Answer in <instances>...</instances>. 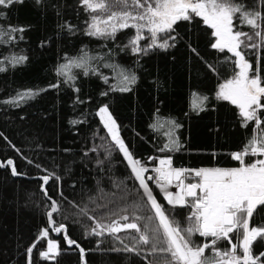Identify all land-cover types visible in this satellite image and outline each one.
<instances>
[{
	"label": "trees",
	"instance_id": "obj_1",
	"mask_svg": "<svg viewBox=\"0 0 264 264\" xmlns=\"http://www.w3.org/2000/svg\"><path fill=\"white\" fill-rule=\"evenodd\" d=\"M237 2L261 9L259 0ZM0 13V28L5 32L25 29L12 33L15 39L11 43H0V60L4 61L0 66L6 69L0 72V164L5 165L0 167V264H29L27 250L33 245L31 264H164L160 254L150 251V245L137 243L133 237L139 233L135 230L112 234L97 227L113 221L133 222L134 216L142 217L135 221L141 227L152 229L158 224L144 190L98 111L104 106L110 110L132 157L148 167L145 178L154 177L152 169L159 165L158 159L149 158L166 156H171L173 167L188 170L239 167L231 154L243 149L253 125L242 126L238 107L216 95L219 85L239 70L227 60L232 55L212 48L216 39L213 29L199 17L174 25L175 30L167 34L175 37L169 39L170 47H154L144 54L125 47L135 35L132 28L117 32L115 39L87 35L92 13L81 0H21L0 5ZM234 25L238 31L253 33L238 20ZM149 43L143 40L140 46ZM246 43L260 45V40L254 37ZM243 51L253 68L259 58L264 76V46ZM84 52L102 58L88 60V75L75 67L65 70V75L57 74V67L67 63V58ZM13 55L27 59L13 66L5 59ZM120 69L135 73L136 82L128 85L129 91L113 88ZM72 74L75 80L69 79ZM55 84L59 86L50 87ZM28 89L39 94L19 106L2 102ZM193 93L207 97L195 110L193 102H198V97ZM168 120L179 125L174 136L180 147L160 152L168 142L165 133L172 130ZM157 123L163 126L151 127ZM260 158L246 156L245 163ZM9 159L16 175L7 165ZM49 174L54 175L45 183L43 177ZM148 184L166 214L187 227L191 209H173L154 181ZM53 201L58 211L52 213L51 226L48 213ZM122 216L129 220H121ZM61 224L64 228L55 232L54 227ZM250 226H264V206L256 209ZM94 228L103 234H94ZM45 229L49 235L41 237ZM67 239L76 244H67ZM191 239L200 245L206 238L197 233ZM49 240L58 244V254L56 250L49 254L51 258L42 257ZM125 247H136L140 254L114 250ZM217 247L224 250L230 245L220 241ZM252 252L254 256L264 253V242L254 243Z\"/></svg>",
	"mask_w": 264,
	"mask_h": 264
},
{
	"label": "snow or ice",
	"instance_id": "obj_2",
	"mask_svg": "<svg viewBox=\"0 0 264 264\" xmlns=\"http://www.w3.org/2000/svg\"><path fill=\"white\" fill-rule=\"evenodd\" d=\"M14 2H21V0H0V5L7 6ZM81 3L87 11L92 13L91 22L86 30L87 35L115 39L117 32L132 28L135 30V35L129 39L128 45L125 47L130 46L134 53L147 54L154 47L163 49L170 47L168 41L169 39L174 40L175 37L167 34L175 30L174 25L177 22L191 21L195 17L201 18L205 25L214 30L212 35L216 39L211 45L212 48L232 53V56L227 57V60L231 61L234 69H239L238 71L234 70L232 77L219 85L216 93L217 98L229 101L238 107L239 115L243 118L242 126L247 127L250 122L253 125V134L243 149L231 154L233 159L240 162L239 167L188 170L173 167L171 156H166L164 158H149L158 159L159 165L152 169L156 174L154 177L145 178L144 174L149 171L148 167L132 157L119 136L116 122L108 113L107 106L101 107L99 109L101 119L111 134V139L127 159L135 179L139 181L140 187L144 190L147 203H150L158 224L152 229H149L148 225L141 227L135 221L142 217L134 216L133 222L120 224L118 221H113L107 226L97 224V227L112 234L126 229L135 230L139 233L138 237H133L137 243L150 245V251L160 254L164 264H264V261L261 260L264 253L254 256L252 252L254 243L264 242V226H250L256 209L264 206V158L245 163L246 156L264 157V119L261 118V113L264 112V103H262L264 100V76L261 75L259 58L256 67L253 68L243 51L245 48L255 49L264 46V0H259L260 10L247 8L237 0H81ZM2 16L3 13H0V17ZM234 20L250 26L253 33L250 35L247 32L235 30ZM24 30L22 27L9 28L5 32L3 28H0V43H11L15 39L11 34ZM71 30V26H69V31ZM145 30H147V38L150 43L141 47L140 41L145 39ZM161 34L164 35L161 36ZM5 37H8L7 41H5ZM254 37L259 38L260 45L246 43V41H252ZM160 40L162 42H158ZM5 59L14 66L27 58L13 55ZM89 59L102 58L88 57L86 52L80 57L67 58V63L57 67V74L65 75V70L70 72L71 68L75 67L82 68L84 75H88ZM3 63L4 61L0 60V65ZM104 66L114 69L120 67L118 65ZM208 67L210 70L216 71L211 65ZM5 70L0 66V72ZM92 72L96 74L98 70L94 68ZM117 76L119 77L118 84L113 88H118L120 91H129L128 85L136 82L135 73L130 70L120 69ZM69 79L75 80V74L69 76ZM103 79L107 82V77H103ZM58 86L55 84L50 87ZM38 94L37 91L28 89L17 92L13 98L2 102L19 106L21 102L32 99ZM102 95H106V93H102ZM193 96L198 97V102H193L194 110L201 108L203 102L207 100V97H200L197 93H193ZM167 123L172 130L165 133L168 142L163 144L159 149L160 152L176 151L180 147L178 138L174 136V129L179 125L174 120H168ZM158 126L162 127L163 125L159 123L151 125L154 129ZM7 165L12 166V174L16 175L17 171L11 159L7 161ZM3 166L5 165L0 164V167ZM52 175L54 174L44 176V182L47 183ZM189 175H194L199 179V182L185 183ZM148 181H154L163 193L167 204L173 209L177 207L191 209L187 218L189 221L187 227H181L179 221L166 214L164 206L153 195ZM172 186H175L179 191H170ZM57 211V202L53 201L52 212L48 213L50 222H52V213ZM120 219L128 221L129 217L122 216ZM148 219L151 220L153 217ZM63 228L64 225L61 224L53 230L60 232ZM92 232L96 235L103 234V232H97L95 228L92 229ZM197 233L200 237L206 238L205 242L200 245H196L191 239ZM47 235L48 230H43L41 237ZM234 236L235 242H233ZM220 241H227L230 247L221 250L217 247ZM66 242L69 245L76 244V241L72 239H67ZM33 247L35 245L27 250L29 264H31L30 257ZM58 247V244L49 240L47 251L41 252L40 255L51 258L49 254L53 252L54 248L58 254ZM114 250L140 254L136 247ZM80 251L83 254L84 250L80 249ZM206 252L209 254L206 255Z\"/></svg>",
	"mask_w": 264,
	"mask_h": 264
},
{
	"label": "rangeland",
	"instance_id": "obj_3",
	"mask_svg": "<svg viewBox=\"0 0 264 264\" xmlns=\"http://www.w3.org/2000/svg\"><path fill=\"white\" fill-rule=\"evenodd\" d=\"M97 15H104V14H101V13H96ZM235 26V25H234ZM236 30V29H235ZM214 31V30H213ZM144 35H145V39H143V40H148L149 42H150V40L147 38L148 37V33H147V30H145V32H144ZM164 34H161V36H163ZM143 40H141V41H143ZM158 42H162V40H160V41H158ZM247 42V41H246ZM105 107V106H104ZM108 109V108H107ZM108 113H110V115H111V117H112V119L113 120H115V118L113 117V115L111 114V112H110V110L108 109ZM98 116H99V118H100V120H101V122H102V124L104 125V121L101 119V116H100V112L98 111ZM115 122H116V120H115ZM116 126H117V128H118V133H119V136H120V138H121V135H120V131H119V127H118V124H117V122H116ZM104 127H105V125H104ZM106 128V127H105ZM106 130H107V132H108V129L106 128ZM109 133V132H108ZM109 135H110V137H111V134L109 133ZM122 139V138H121ZM264 158V157H263ZM145 175V174H144ZM189 181H191V182H189ZM199 182V179L198 178H196L194 175H189L188 177H187V179L185 180V183H198ZM170 190V189H169ZM51 224V226H53V224H52V222L50 223ZM54 228H56V227H54ZM56 232V231H55ZM49 235V234H48ZM47 235V236H48ZM51 241H53V240H51ZM53 242H55V241H53ZM56 243V242H55ZM56 252V249L54 248V250H53V252L52 253H50V254H53V253H55Z\"/></svg>",
	"mask_w": 264,
	"mask_h": 264
},
{
	"label": "built area",
	"instance_id": "obj_4",
	"mask_svg": "<svg viewBox=\"0 0 264 264\" xmlns=\"http://www.w3.org/2000/svg\"><path fill=\"white\" fill-rule=\"evenodd\" d=\"M170 191H172V192H176V191H179V189H177L175 186H172V187L170 188Z\"/></svg>",
	"mask_w": 264,
	"mask_h": 264
},
{
	"label": "water",
	"instance_id": "obj_5",
	"mask_svg": "<svg viewBox=\"0 0 264 264\" xmlns=\"http://www.w3.org/2000/svg\"><path fill=\"white\" fill-rule=\"evenodd\" d=\"M232 55V53H230ZM199 192V190H197ZM53 259V258H52Z\"/></svg>",
	"mask_w": 264,
	"mask_h": 264
}]
</instances>
